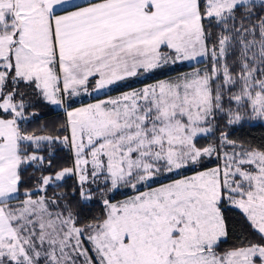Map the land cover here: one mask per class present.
<instances>
[{
    "label": "snow or ice",
    "instance_id": "6c2138e0",
    "mask_svg": "<svg viewBox=\"0 0 264 264\" xmlns=\"http://www.w3.org/2000/svg\"><path fill=\"white\" fill-rule=\"evenodd\" d=\"M264 0H0V264H264Z\"/></svg>",
    "mask_w": 264,
    "mask_h": 264
},
{
    "label": "trees",
    "instance_id": "16d2710c",
    "mask_svg": "<svg viewBox=\"0 0 264 264\" xmlns=\"http://www.w3.org/2000/svg\"><path fill=\"white\" fill-rule=\"evenodd\" d=\"M250 135L255 136L256 138H260L264 136V129H256L250 132Z\"/></svg>",
    "mask_w": 264,
    "mask_h": 264
}]
</instances>
